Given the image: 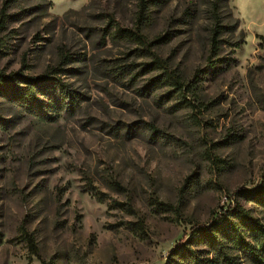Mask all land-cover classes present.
<instances>
[{"label": "rangeland", "instance_id": "obj_1", "mask_svg": "<svg viewBox=\"0 0 264 264\" xmlns=\"http://www.w3.org/2000/svg\"><path fill=\"white\" fill-rule=\"evenodd\" d=\"M217 2L0 0V70L76 97L45 120L0 91V264H166L229 204L264 223V0L219 2L213 66Z\"/></svg>", "mask_w": 264, "mask_h": 264}, {"label": "trees", "instance_id": "obj_2", "mask_svg": "<svg viewBox=\"0 0 264 264\" xmlns=\"http://www.w3.org/2000/svg\"><path fill=\"white\" fill-rule=\"evenodd\" d=\"M214 8L215 26L211 35L210 55L208 63L215 66L213 60H218V56L224 43H230L237 46L238 43L225 41L222 38L223 30L229 25L223 23L219 16V2ZM0 18V31L5 23V11ZM231 30L235 28L230 25ZM141 44L151 46L153 43H147L145 38L138 32L132 33ZM261 39L260 47L264 49V36H259ZM2 41L0 37V48ZM64 58L69 59L67 53L62 54ZM156 62L161 63L157 57ZM163 63V62H162ZM162 65V64H161ZM58 69L53 68L40 75H28L23 71H14L5 73L0 70V91L12 98L18 104L23 106L29 112L39 116L42 119H53L49 109L55 107L52 101V92L60 91L64 103L69 104L74 108L76 97L67 88L66 83H63L55 74ZM198 75L196 74L194 79ZM173 85L178 89L185 86L188 90L191 85L185 83L179 76L172 75ZM47 100H46V99ZM55 106H54V105ZM153 128V127H152ZM120 186V185H118ZM95 194L99 196L98 192ZM248 194L253 200L264 203V186L256 191H249ZM161 208L171 209L170 204L159 203ZM129 208V207H128ZM138 229L143 230L142 224L134 223ZM248 238L253 241H249ZM204 244L206 248L195 249L194 244ZM28 244L32 252L38 255V249L35 245L33 237L28 238ZM231 248H237L246 254H249L257 264H264V223L258 218L252 217L251 213L239 203L234 205L229 204L222 212L214 216L211 224L208 226L197 225L193 228L191 237L188 240L181 242L170 252L166 264H242L239 257L231 253ZM43 264H52L51 262L43 261Z\"/></svg>", "mask_w": 264, "mask_h": 264}]
</instances>
